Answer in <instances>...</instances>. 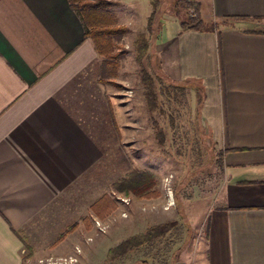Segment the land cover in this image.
I'll list each match as a JSON object with an SVG mask.
<instances>
[{
    "label": "crops",
    "instance_id": "1",
    "mask_svg": "<svg viewBox=\"0 0 264 264\" xmlns=\"http://www.w3.org/2000/svg\"><path fill=\"white\" fill-rule=\"evenodd\" d=\"M110 1L130 33L137 4ZM195 1L203 19L228 24H179L157 39L156 56L169 84L201 87L199 118L220 150V204L207 217L205 262L264 264V33L255 32L264 30V0ZM103 72L68 0H0V264H91L85 237L95 220L114 236L128 229L127 204L102 198L113 183L102 178L118 114L105 83L92 79ZM172 264L195 263L181 255Z\"/></svg>",
    "mask_w": 264,
    "mask_h": 264
},
{
    "label": "rangeland",
    "instance_id": "2",
    "mask_svg": "<svg viewBox=\"0 0 264 264\" xmlns=\"http://www.w3.org/2000/svg\"><path fill=\"white\" fill-rule=\"evenodd\" d=\"M145 1L132 0L131 7L137 4L136 13H133L136 22L130 26V33L115 37V43L126 51L119 59L116 74L106 78L95 73L92 79L98 78L96 82L105 83L104 87L110 91L116 105L112 110L118 113H113L111 119L112 139L105 143L111 148L106 157V165L111 171L102 179L109 183L133 169L148 170L154 174L160 194L134 204L132 195L124 196L109 187L105 189V194L117 196L119 201L127 204L126 214L121 215L127 219L128 229L122 235L114 236L112 231H106L107 223L95 220L94 232L85 237L89 240L91 264H172L181 255H186L195 264H206L207 217L209 211L220 204L223 177L220 150L199 118L201 93L197 85L186 82L176 88L163 75V79H159L161 72L156 56L157 39L174 32L179 20L188 18L192 10L187 11L180 0H157L156 7L152 4L154 0ZM118 9L120 5L111 6L113 12ZM141 32L146 33L149 44L143 66L154 77L160 101V108L153 112H148L145 106L133 46ZM123 111L126 118L122 117L124 114L119 116ZM153 120L164 131L163 145L154 136ZM135 211L140 215L138 219H133ZM168 220H177L179 225L163 239L113 261H105L107 249L120 239Z\"/></svg>",
    "mask_w": 264,
    "mask_h": 264
},
{
    "label": "trees",
    "instance_id": "3",
    "mask_svg": "<svg viewBox=\"0 0 264 264\" xmlns=\"http://www.w3.org/2000/svg\"><path fill=\"white\" fill-rule=\"evenodd\" d=\"M156 1L152 2L156 7ZM183 2L186 10H192L188 18L180 19L179 24L183 29H195L199 31H216L222 26L228 24V19L206 21L201 17L200 5L197 1L180 0ZM69 6L79 16L83 28L84 37L91 39L97 54L102 58V64L105 72L103 76H114L119 65V59L125 54V49L121 45L115 43V37L126 34L129 29L125 25L118 23L116 14L111 10L112 2L110 0H68ZM262 32L264 30H257ZM135 49V57L139 65L140 83L143 88V96L145 106L148 112H153L160 108L159 95L156 90L154 77L143 66V59L147 55L149 44L148 37L145 32L137 35V39L133 43ZM159 79H163L162 73ZM160 76V75H159ZM106 82H109L106 80ZM168 86V85H166ZM181 88L182 85H174ZM201 87H199L200 89ZM167 90H169L167 88ZM202 96L199 97V102ZM154 136L160 145L165 141L163 129L153 120ZM111 190L124 195H132L136 199L154 198L159 196L157 189V181L154 174L148 170L133 169L126 173L123 177L115 180L111 185ZM108 195L104 194L103 199H108ZM101 203V202H100ZM112 207L113 204H104ZM98 211V210H97ZM101 211V210H100ZM98 211V213L100 212ZM179 225L177 220H168L162 223L154 224L146 227L144 230L128 236L121 240L115 246L110 247L105 256V261H113L125 255L128 252L136 251L141 247L152 245L155 241L163 239L166 234ZM64 235L59 236V240ZM25 246L29 248L28 243L22 238Z\"/></svg>",
    "mask_w": 264,
    "mask_h": 264
},
{
    "label": "built area",
    "instance_id": "4",
    "mask_svg": "<svg viewBox=\"0 0 264 264\" xmlns=\"http://www.w3.org/2000/svg\"><path fill=\"white\" fill-rule=\"evenodd\" d=\"M65 262H73V259L70 258L68 261H67V259H63V261H61V260H58V261H50L51 264H62V263H65ZM39 264H48V263H45V262L40 261Z\"/></svg>",
    "mask_w": 264,
    "mask_h": 264
}]
</instances>
